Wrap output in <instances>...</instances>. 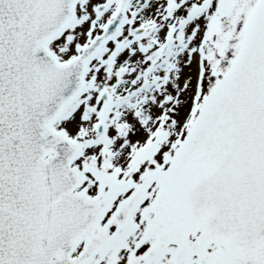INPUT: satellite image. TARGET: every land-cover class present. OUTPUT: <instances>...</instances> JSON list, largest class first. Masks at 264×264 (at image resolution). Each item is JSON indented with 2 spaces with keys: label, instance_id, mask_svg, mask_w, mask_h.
Wrapping results in <instances>:
<instances>
[{
  "label": "snow or ice",
  "instance_id": "obj_1",
  "mask_svg": "<svg viewBox=\"0 0 264 264\" xmlns=\"http://www.w3.org/2000/svg\"><path fill=\"white\" fill-rule=\"evenodd\" d=\"M0 264H264V0H0Z\"/></svg>",
  "mask_w": 264,
  "mask_h": 264
}]
</instances>
